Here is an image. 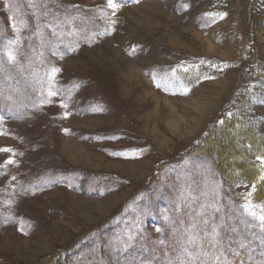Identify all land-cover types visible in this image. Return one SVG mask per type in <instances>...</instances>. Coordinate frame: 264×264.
<instances>
[{
    "label": "rangeland",
    "instance_id": "obj_1",
    "mask_svg": "<svg viewBox=\"0 0 264 264\" xmlns=\"http://www.w3.org/2000/svg\"><path fill=\"white\" fill-rule=\"evenodd\" d=\"M113 3L0 0V264H264L258 181L196 158L240 108L264 174V0Z\"/></svg>",
    "mask_w": 264,
    "mask_h": 264
},
{
    "label": "trees",
    "instance_id": "obj_2",
    "mask_svg": "<svg viewBox=\"0 0 264 264\" xmlns=\"http://www.w3.org/2000/svg\"><path fill=\"white\" fill-rule=\"evenodd\" d=\"M244 90L245 88L243 89V92ZM242 97L243 96L240 95L237 102H240ZM235 110L238 112H231L229 117L230 119H228L226 123L224 121L220 122V119L222 120L223 115H225V113H223L215 124L208 127L204 139L200 142L197 148L198 151L196 153V158H198V160H207L208 166L216 173L219 172V174H221L219 169H221L223 165H229V169L238 170L237 172L234 171L236 175L257 180L258 187L255 192L256 197H264V174L261 172V168L256 166V164L251 161L253 160L252 151H254L253 148H255L254 145L256 144L254 141L258 140V137L254 132V127L250 125L249 121L245 120V116L240 114V108ZM237 130L242 134V136L233 140V136L236 134L235 132H237ZM225 149H230L233 153L231 155V162L225 161ZM234 159L235 162L233 161ZM246 166H249L252 171L248 174H243ZM153 202L154 200H152L150 204L154 205ZM157 203H159V201H157ZM156 209H158L157 206H155L153 211H156ZM90 243L91 241L87 242L86 246H82L81 249H85V251L87 249L90 250L93 247V244H91L92 246L88 247V244ZM71 251H69L67 254L65 253V255H61V252H59L57 254V260L58 258L61 260L63 257V259L69 258L68 255ZM91 257L92 256L90 255V258Z\"/></svg>",
    "mask_w": 264,
    "mask_h": 264
},
{
    "label": "snow or ice",
    "instance_id": "obj_3",
    "mask_svg": "<svg viewBox=\"0 0 264 264\" xmlns=\"http://www.w3.org/2000/svg\"><path fill=\"white\" fill-rule=\"evenodd\" d=\"M109 6L110 7H113V8H115L116 7V5L113 3V0H109ZM9 59L10 60H14V57H12L11 55H9ZM246 211L248 212V214L250 215V216H252V217H256V213H255V211H253L252 209H246ZM259 220L261 221V223H262V225H264V215H261L260 217H259ZM219 235V233L217 232V230L214 228L213 229V238H212V240L210 241V243H213V245L215 246V245H217L218 243H219V241L218 240H216V237ZM241 247H244V245L243 244H241L240 245ZM185 252H187V249H185ZM190 256H191V253H188ZM193 258H195V257H193ZM216 260H219V257H216Z\"/></svg>",
    "mask_w": 264,
    "mask_h": 264
},
{
    "label": "crops",
    "instance_id": "obj_4",
    "mask_svg": "<svg viewBox=\"0 0 264 264\" xmlns=\"http://www.w3.org/2000/svg\"><path fill=\"white\" fill-rule=\"evenodd\" d=\"M190 94H193V92H190V93H188V95H190ZM187 94L186 95H184V96H188ZM206 101V100H205ZM204 103V102H203ZM219 109H221L222 108V106H225V105H223V103H222V99L220 98L219 99ZM196 108V107H195ZM198 110H201L202 112L204 111V113H207V108H206V105H203V106H201V108L200 109H198ZM221 111V110H220ZM206 119L208 118V114L206 115V117H205ZM205 119V120H206ZM216 119V118H215ZM215 119L211 122V121H209V122H211V123H213L214 121H215ZM208 121H206V123L204 124L205 126L207 125V124H211V123H207ZM205 126H203V127H205Z\"/></svg>",
    "mask_w": 264,
    "mask_h": 264
},
{
    "label": "bare ground",
    "instance_id": "obj_5",
    "mask_svg": "<svg viewBox=\"0 0 264 264\" xmlns=\"http://www.w3.org/2000/svg\"><path fill=\"white\" fill-rule=\"evenodd\" d=\"M180 123H182V120H179Z\"/></svg>",
    "mask_w": 264,
    "mask_h": 264
}]
</instances>
